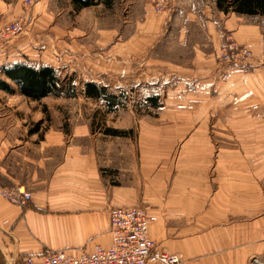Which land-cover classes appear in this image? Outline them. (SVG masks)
I'll return each instance as SVG.
<instances>
[{
	"label": "crops",
	"instance_id": "crops-1",
	"mask_svg": "<svg viewBox=\"0 0 264 264\" xmlns=\"http://www.w3.org/2000/svg\"><path fill=\"white\" fill-rule=\"evenodd\" d=\"M129 1L133 21L113 27L112 11ZM154 1L115 0L113 7L100 2L77 12L68 0L52 12L78 16L97 8L89 31L60 33L54 21V30L27 31L23 40L0 49V66L50 65L63 76L81 72L99 83L112 71L125 76L134 63L142 85L170 81L169 96L183 100L159 109L186 116L191 129L177 161L155 152L145 162L131 136L97 133L88 119L48 125L43 104L60 112L59 103L53 107L48 100L66 98L31 100L0 89V190L24 185L32 192L25 207L0 195V264H21L47 249L79 256L97 245L110 248V211L116 206H143L157 215L149 233L159 248L182 255L179 264L264 260V15L225 14L215 0H173L169 12L156 15ZM36 5L29 12L34 21ZM227 34L253 50L249 64L217 63ZM161 66L169 69L156 70ZM148 67L156 69L147 73ZM211 127L217 147L207 132Z\"/></svg>",
	"mask_w": 264,
	"mask_h": 264
},
{
	"label": "rangeland",
	"instance_id": "rangeland-1",
	"mask_svg": "<svg viewBox=\"0 0 264 264\" xmlns=\"http://www.w3.org/2000/svg\"><path fill=\"white\" fill-rule=\"evenodd\" d=\"M52 1L53 2L49 3L48 5L43 6L42 3L38 4L39 0H32L33 5L29 6L28 0H0V3L2 5L0 8V27L25 15L27 21L25 32L40 31L41 33H45L48 30L53 29L52 24L54 23V21L59 26L60 33H63L64 31L68 32L69 30L74 31V28H79L82 31L90 30L97 8L87 9L86 11L78 14V16H71L70 13L64 15L62 14V16H60L61 20L59 21L60 17H57L52 11L56 6L60 8H66L68 6V0ZM35 4H37L36 12L38 13V17L35 19V21L37 20V24L30 26L31 21H34V15L32 13L30 14L29 12L31 9H33V7H35ZM134 10L135 9L131 6L130 1L124 2V4L122 5H118L115 10L112 11V14L110 16L112 26L118 27L120 25H123L126 21L132 22ZM97 13L99 14L100 11ZM130 30L131 28H128L127 31L125 30L124 34H129ZM23 37L24 34L11 41V45H14L19 40H23ZM228 37L232 36L227 34L225 37V42L216 52L217 63L222 67L249 64L252 59L248 63L242 64H223L219 60L218 55L222 47H224L227 43ZM117 39L118 37H114L113 41ZM234 40L240 47H243L244 45L247 46L246 44L241 43L236 39ZM8 45H10V43ZM0 49L5 50L2 47H0ZM189 63L190 66H188V68L190 70L194 69V65L192 64V62ZM128 66H130V69L125 76H120L119 74L112 71L110 77H105L104 81H101V83L97 82L99 84L109 86L112 90L116 91V93H119L120 90L127 91V104L126 106L120 108L117 112H107V109L102 101L88 99L83 97L82 94H79L78 96L71 99H61L57 102L53 99L48 100L49 105L53 107H56L57 103H59L58 105L61 108V111L55 112L54 109L50 111L48 110V105L43 104V113L45 120L49 125L51 124V121L55 120L59 121L63 119H88L92 122L91 126L93 127V130H95V132L105 135H111L107 134L104 131L106 127L127 130L129 131L128 136L132 137L135 143V147H137L138 153H143V158H146L145 162L151 163V155L155 152H158L159 157H162L161 159L165 161L167 160V158H169L171 161H177L179 157L183 155L185 146L184 143L191 130L190 125L184 122L186 120V116L168 113L167 111L160 110L159 107L146 108L145 100L148 96L159 93L160 104L163 107L167 102L181 103L183 99H181L179 95L169 96L168 88L171 87H169L168 83L170 81H165L163 79L158 80L161 82L155 87L142 85V79H139L138 77V75L140 76L141 71L137 72L138 69L136 70L135 68L136 64L132 63ZM148 68L149 69L145 71L147 73L155 71L156 69H152L151 67ZM160 68L161 69L156 70L163 71L162 68L169 69L168 66H161ZM201 69L203 68L201 67ZM201 69L195 67V70L200 71ZM72 73L73 72L71 71H67L65 72V75ZM75 73L77 74L76 85H78L80 87L79 90H81L87 80L83 76V73ZM149 81L150 79L147 81V83H151ZM224 118L225 115H223V119ZM209 119L212 120L216 118L214 116H211ZM227 130L228 129H224L225 132ZM207 132L209 136H212L213 144L216 145V129L214 127H211L208 128ZM217 146L218 145H216V147ZM150 165L151 164H149V167ZM14 186L16 185L3 187L2 189L11 188ZM1 196L9 201L3 195Z\"/></svg>",
	"mask_w": 264,
	"mask_h": 264
},
{
	"label": "built area",
	"instance_id": "built-area-1",
	"mask_svg": "<svg viewBox=\"0 0 264 264\" xmlns=\"http://www.w3.org/2000/svg\"><path fill=\"white\" fill-rule=\"evenodd\" d=\"M28 4L33 5L32 0H28ZM172 4L173 0H155L154 13L163 15L169 12ZM26 23V16L23 15L1 26L0 47L7 49L11 41L24 34ZM252 57V49L245 45L240 47L232 37H228L218 55L223 64L248 63ZM0 194L20 207L27 206L32 200V192L24 185L4 188ZM157 219V215L143 206H116L110 211L113 236L110 248L97 245L94 251H82L79 256L71 255L64 249H47L41 257L25 256L21 264H179L182 255L159 248L149 233L151 223ZM248 264H264V260L253 256Z\"/></svg>",
	"mask_w": 264,
	"mask_h": 264
},
{
	"label": "trees",
	"instance_id": "trees-1",
	"mask_svg": "<svg viewBox=\"0 0 264 264\" xmlns=\"http://www.w3.org/2000/svg\"><path fill=\"white\" fill-rule=\"evenodd\" d=\"M100 2L113 7L115 0H72L77 12ZM217 9L225 14L264 15V0H215ZM77 74L62 75L59 70L50 65L35 66L24 61L4 63L0 66V89L9 94H21L31 100H42L46 97L73 98L82 94L85 98L102 101L107 112H117L127 104V91L119 93L109 86L95 81H86L79 90L76 85ZM160 96L151 95L145 100L146 108L160 107ZM43 121L35 124L31 131H38ZM107 134L127 136L129 131L106 127Z\"/></svg>",
	"mask_w": 264,
	"mask_h": 264
}]
</instances>
